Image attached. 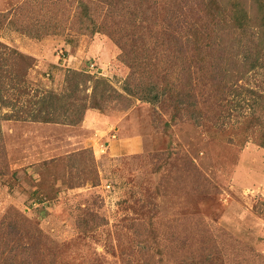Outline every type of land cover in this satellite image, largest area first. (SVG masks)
<instances>
[{
    "label": "rangeland",
    "instance_id": "obj_1",
    "mask_svg": "<svg viewBox=\"0 0 264 264\" xmlns=\"http://www.w3.org/2000/svg\"><path fill=\"white\" fill-rule=\"evenodd\" d=\"M70 3L0 0V41L33 58L22 99L44 90L67 93L68 68L104 77L124 93L130 68L109 36L75 35L69 42L66 34L43 33L56 20L67 21L69 11L75 19ZM157 31L145 34L149 50L173 52ZM239 84L264 94V70ZM7 93L15 100L20 92ZM242 98L232 97L240 105L201 125L189 117L171 120L173 109L164 104L114 93L80 125L3 116L0 169L6 165L8 173H0V231L10 230L18 214L34 228L22 240L24 252L6 258L15 264H183L206 253L207 264H264V117L254 118L249 98ZM160 115L170 122L167 129ZM118 135L142 137L141 147ZM86 212L104 218L88 234L76 223Z\"/></svg>",
    "mask_w": 264,
    "mask_h": 264
},
{
    "label": "trees",
    "instance_id": "obj_2",
    "mask_svg": "<svg viewBox=\"0 0 264 264\" xmlns=\"http://www.w3.org/2000/svg\"><path fill=\"white\" fill-rule=\"evenodd\" d=\"M64 1L76 4L75 19L69 20V11L67 21L56 20L42 29L43 33L66 34L69 42L75 40V35L109 36L121 49L120 59L130 68L123 89L125 94L118 92L104 77L68 68L67 93L44 90L22 99V95L29 94L23 87L33 58L0 41V119L4 116L80 125L89 109L102 110L114 93L118 98H136L153 107L164 104L173 109L171 120L189 117L197 125L206 118H222L221 111L230 104L240 105L232 97L244 96L242 99L249 98L254 118L262 121L264 94L239 83L249 80L252 73L264 70V0ZM165 1L166 4H160ZM1 15L0 23L4 14ZM157 26L156 33L162 32L164 42L173 52L160 54L157 47L149 50L145 34L155 31ZM12 89L20 92L15 100L5 96ZM4 107L11 110L10 114L2 113ZM163 125L167 129L170 122L163 120ZM3 152L0 137V157ZM5 167L0 173H8ZM12 219L8 222L10 230L0 231L3 244L0 243V258L3 259L14 255V251L24 252L26 245L22 240L34 231L20 214ZM101 221L104 218L100 215L86 212L76 223L81 232L88 234L97 230ZM9 245L17 246L4 252ZM188 260L183 264H207L210 256L205 253ZM0 264L15 262L7 257Z\"/></svg>",
    "mask_w": 264,
    "mask_h": 264
},
{
    "label": "crops",
    "instance_id": "obj_3",
    "mask_svg": "<svg viewBox=\"0 0 264 264\" xmlns=\"http://www.w3.org/2000/svg\"><path fill=\"white\" fill-rule=\"evenodd\" d=\"M98 48V47H97ZM124 124H129V123H124ZM117 128V127H116ZM121 128V127H120ZM120 128H117V133L119 134L120 133ZM121 135V134H120ZM132 137H130V138H122L121 136H117V137H120L122 140L124 139L125 140V142H127L128 144H129V146H131V147H141V144H142V137L140 138L139 136H137V135H131ZM116 137V138H117ZM115 138V139H116Z\"/></svg>",
    "mask_w": 264,
    "mask_h": 264
},
{
    "label": "built area",
    "instance_id": "obj_4",
    "mask_svg": "<svg viewBox=\"0 0 264 264\" xmlns=\"http://www.w3.org/2000/svg\"><path fill=\"white\" fill-rule=\"evenodd\" d=\"M90 67H91V69L93 70V69H95L96 66H95V64H91ZM98 73H99V72H98ZM99 74H101V73H99ZM105 146H106V148H107V144H106ZM103 147H104V146H103ZM102 149H103V148H102ZM102 149H101V150H102ZM107 187H110V186L107 185Z\"/></svg>",
    "mask_w": 264,
    "mask_h": 264
}]
</instances>
